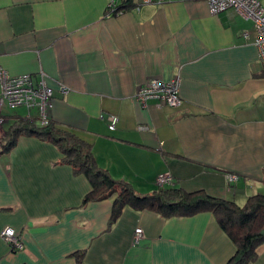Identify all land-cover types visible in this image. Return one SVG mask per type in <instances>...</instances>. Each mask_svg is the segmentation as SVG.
<instances>
[{
	"label": "crops",
	"instance_id": "obj_1",
	"mask_svg": "<svg viewBox=\"0 0 264 264\" xmlns=\"http://www.w3.org/2000/svg\"><path fill=\"white\" fill-rule=\"evenodd\" d=\"M110 1L123 0H0V69L42 78L53 89L47 119L89 143L96 165L140 195L166 172L171 187L238 205L264 193L253 22L233 9L211 15L203 1L130 0L107 16ZM153 78L179 82L178 107L136 102ZM13 109L0 104V137ZM61 159L53 143L30 136L0 151V232L12 228L23 245L0 238V264H224L233 254L209 212L163 218L125 208L110 225L113 197L83 204L90 184ZM136 228L143 238L134 245ZM250 264H264V244Z\"/></svg>",
	"mask_w": 264,
	"mask_h": 264
},
{
	"label": "trees",
	"instance_id": "obj_2",
	"mask_svg": "<svg viewBox=\"0 0 264 264\" xmlns=\"http://www.w3.org/2000/svg\"><path fill=\"white\" fill-rule=\"evenodd\" d=\"M129 1L123 0L115 12H121ZM10 118L4 135L0 137V151H9L20 136L53 143L62 153L61 162L70 165L75 174L85 176L90 184L83 204L113 197L110 225L125 208L149 210L163 218L209 212L234 244V252L224 264H250L256 260L258 248L264 244V193L249 196L242 205L202 191L188 192L171 185L157 186L151 193L140 195L129 183L112 179L100 169L95 163L91 145L74 133L52 120L42 125L24 115L14 114ZM82 254L80 252L79 256Z\"/></svg>",
	"mask_w": 264,
	"mask_h": 264
},
{
	"label": "built area",
	"instance_id": "obj_3",
	"mask_svg": "<svg viewBox=\"0 0 264 264\" xmlns=\"http://www.w3.org/2000/svg\"><path fill=\"white\" fill-rule=\"evenodd\" d=\"M175 1H203L207 4L208 12L211 15H217L227 9H233L242 17L253 22L255 29V41L259 53V60L264 73V8L259 0H142L143 4H164ZM117 4L110 1L107 4L105 14L107 16L117 15L115 12ZM247 35V34H244ZM0 83H1V97L0 104L6 103L12 108H24L27 113L26 117L32 119V110L36 111V117L39 123L45 125L48 121L46 117V109L51 107L53 99V89L46 85L41 78L34 80L31 74L21 76H10L7 72L0 69ZM179 82L160 81L158 79H150L140 85L135 92V100L142 107H146L149 100H153L159 106L178 107L181 99L178 94ZM61 92H66L64 87H61ZM108 128L113 130L116 124V116L109 115L107 117ZM4 118L0 114V134L2 133V125ZM236 176H230L234 179ZM156 185L159 187L169 186L172 182V177L169 173H160L156 177ZM0 238L7 243L12 250H21L23 245L20 241L19 235L15 233L12 228L6 227L0 232ZM143 238V231L141 228L134 230L132 242L134 245L138 244Z\"/></svg>",
	"mask_w": 264,
	"mask_h": 264
},
{
	"label": "rangeland",
	"instance_id": "obj_4",
	"mask_svg": "<svg viewBox=\"0 0 264 264\" xmlns=\"http://www.w3.org/2000/svg\"><path fill=\"white\" fill-rule=\"evenodd\" d=\"M13 111L16 112L19 115H22V113H24L25 109H23V108H15V109H13ZM33 113H34V111H33Z\"/></svg>",
	"mask_w": 264,
	"mask_h": 264
}]
</instances>
